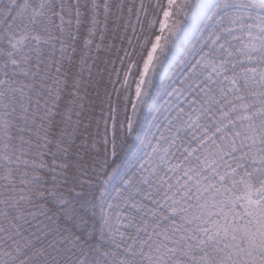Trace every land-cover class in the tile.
<instances>
[{"label": "snow or ice", "instance_id": "snow-or-ice-1", "mask_svg": "<svg viewBox=\"0 0 264 264\" xmlns=\"http://www.w3.org/2000/svg\"><path fill=\"white\" fill-rule=\"evenodd\" d=\"M0 264H264V0H0Z\"/></svg>", "mask_w": 264, "mask_h": 264}]
</instances>
